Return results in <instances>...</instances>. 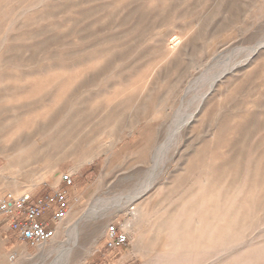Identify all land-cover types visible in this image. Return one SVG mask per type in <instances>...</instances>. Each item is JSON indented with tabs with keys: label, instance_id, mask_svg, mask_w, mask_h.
Segmentation results:
<instances>
[{
	"label": "rangeland",
	"instance_id": "rangeland-1",
	"mask_svg": "<svg viewBox=\"0 0 264 264\" xmlns=\"http://www.w3.org/2000/svg\"><path fill=\"white\" fill-rule=\"evenodd\" d=\"M34 175L67 193L65 264H264V0H0V201ZM148 182L139 227L77 223ZM8 220L0 264L54 262Z\"/></svg>",
	"mask_w": 264,
	"mask_h": 264
},
{
	"label": "built area",
	"instance_id": "built-area-1",
	"mask_svg": "<svg viewBox=\"0 0 264 264\" xmlns=\"http://www.w3.org/2000/svg\"><path fill=\"white\" fill-rule=\"evenodd\" d=\"M60 183L69 186L72 184V177L64 175ZM67 211V193L59 186L48 194L8 195L0 201V216L9 218L8 229L28 245L48 242L54 236L56 225L65 218ZM127 243V235L115 223L107 226V248L123 247Z\"/></svg>",
	"mask_w": 264,
	"mask_h": 264
},
{
	"label": "bare ground",
	"instance_id": "bare-ground-1",
	"mask_svg": "<svg viewBox=\"0 0 264 264\" xmlns=\"http://www.w3.org/2000/svg\"><path fill=\"white\" fill-rule=\"evenodd\" d=\"M179 42H180L179 37L174 35L170 39L169 43L172 44V47H175V46H177L179 44ZM170 44H168V45H170ZM233 62L235 63V61H233ZM233 62H232V64H233ZM227 70H229V69H227ZM223 71L225 72L226 70H223ZM222 72H220V73L222 74ZM220 75L219 76H214V77L215 78H217V77L220 78ZM214 77H213V79H214ZM219 78L214 79V80L212 79L210 81L211 84L209 82V84H210V85L208 84L209 88H208V90L205 93L202 92L203 95L200 96V98L198 99V103H197L196 109H198L203 104L206 96L214 88V86L217 84V81H218ZM191 117H192V114H191ZM186 122H187V120H186ZM41 180H43L42 176L35 177V175H34L33 180L30 182L29 185H27L26 189L20 190V191H18L16 189L14 191L18 192V193H11L9 195L17 196V195H21V194H27L28 191L31 188H33L34 186L38 185ZM12 181L15 182L16 184L17 183H21V181H19L15 177L12 178ZM151 188H152V184L148 182V183H146L144 186H142L140 188H129V189L121 190L120 192L115 194V196H112L111 198L97 199L96 202L93 203L91 205V207L86 212H84L83 214L81 213L80 216H82V217H80V219H77V223H80L82 221V219L85 218L88 221H92V222L94 221L96 223L98 222L100 226H103L104 221H105L104 219L107 216V213L109 211H117V212L126 214L125 215V216H127L126 223L129 224V228L130 227L131 228H137V227H139L140 223L143 221L142 220L143 219V214L145 212L144 199H145V196L147 195V193L151 190ZM126 201L129 202L128 205H126V203H125ZM130 205H133V206L130 207ZM58 228H59V230L62 232V234L65 237L68 236L67 241H64V243H66V246L62 245L61 247H58L56 245V242H54V241L52 243H50V244L43 243V244L39 245L41 257H43L44 255L48 256V255H50L52 253L57 252L55 260L51 264H65L67 261L73 259V257H74V249L77 246V240H76L77 226H76L75 222H70V221L68 223L62 222V223H60L58 225ZM54 236H55V232H54ZM54 236L50 240H52L54 238ZM37 264H39V263H37Z\"/></svg>",
	"mask_w": 264,
	"mask_h": 264
}]
</instances>
